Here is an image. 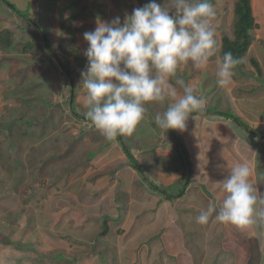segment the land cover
I'll return each instance as SVG.
<instances>
[{
  "label": "rangeland",
  "instance_id": "374dc122",
  "mask_svg": "<svg viewBox=\"0 0 264 264\" xmlns=\"http://www.w3.org/2000/svg\"><path fill=\"white\" fill-rule=\"evenodd\" d=\"M35 1L6 0L4 4V10L8 9L9 15L15 16L23 23L21 29L25 32L16 33L9 48L0 46V240L6 236L10 237L11 232V237L16 244L26 248L22 253L17 250V245H15L16 249L13 247L11 252L17 259H12L16 261V264H32V262L33 264H88L91 256L87 258L84 256L92 253L90 250L97 239V234L94 233L99 230L104 231L106 228L101 225L107 221L102 218L97 220L98 225L85 226L77 230L76 218L71 219V217L77 210L88 211L84 208L89 207V203L84 202L90 200L92 197L90 195L95 192L100 197L105 195L104 178L98 180V184L93 187L95 184L93 179L97 178L93 175L101 172L98 177H103L101 175L107 171L105 164L101 167L98 164L101 157L98 156L97 159L94 157L95 151L102 150L105 143L98 145L91 142L93 137L95 140L97 136L100 138L103 135L91 122L82 118L85 116L83 113L86 111V99H84L85 96L80 95L87 91H84L81 73L86 72L88 63L84 55L88 43L84 40L83 33L95 29L97 17L104 21H111L119 16L123 22L126 15L132 14L133 9L142 7L149 3V0H56L57 2L51 3L52 8L46 2L40 3L39 9L44 14L46 10H49L46 16L51 19L46 17L35 19L33 14ZM156 2L171 8L174 0H156ZM209 2L214 5L217 12L214 20L217 44L220 39L219 30L230 39H234L236 18L234 16V19L228 23V19L223 16L225 11L227 13L229 10L228 8L234 11L235 0H209ZM11 4L18 11L10 9L8 6ZM2 15L5 16L6 13L2 12ZM31 18L40 23L37 25ZM6 22L8 23V20ZM29 28L32 30L31 38L28 35ZM45 30L49 36V45L52 48L49 47L52 51L46 49L41 41L42 37L44 40V36L40 32ZM261 44L264 45V41ZM218 54L219 50L209 59V62L218 60ZM245 58H243L244 68H241L240 73L237 68L235 69L234 80H237L238 76L250 78L249 75L244 76L248 71ZM252 58H254L253 55L249 57V59ZM66 63L70 64L72 76L66 75L63 70L62 64ZM250 64L253 67L251 61ZM210 69L207 66L197 69L188 64V72H197L199 76L208 74ZM249 72L256 75L253 71ZM196 81V83L193 81L190 83L194 90L198 87L201 89L204 84H211L213 87L218 85L217 76L209 81L203 78H201L202 82ZM259 83L264 88V73ZM256 92L254 95H259ZM221 94L216 99V103L228 105L222 112L225 118L231 121L238 118L240 123H236V126L241 125L242 128L249 129L251 133L255 132V138L264 142L262 133L255 131L256 128L253 130L246 120L235 115L230 106L231 102L224 97L223 91ZM70 99L71 105H69ZM263 105V100L258 102L256 107L248 104L252 111H256V116L264 117ZM210 109L212 110V107ZM6 125L10 128L8 129ZM150 129L155 130V128ZM85 131L87 132L84 133ZM132 135H136V131ZM248 138L251 141V137ZM101 140L104 141V138ZM155 140L153 144H157V139ZM179 140L182 142L181 139ZM126 141L127 139L121 138V143ZM222 144L223 147L226 142ZM175 145L182 158L179 160L177 156L174 167L178 165L180 169L184 167L188 169L187 162H184L185 150L181 143L177 145L175 142ZM150 160L156 161L153 158ZM263 161L264 158L261 157V160L257 162L255 173L257 172L256 177L258 175L259 177L255 179L256 182L254 181L255 187L261 190V198H264V170L258 173V165H261ZM92 162H94L93 168L90 165ZM196 162L198 165H204L201 158H198ZM192 165V180H194L196 166ZM133 168L141 173L137 167ZM211 180L215 178L211 177ZM183 189H185L184 184L181 186V194L184 193ZM31 190L36 192L32 196L28 193ZM120 191L124 190L118 188L112 192V195L117 197ZM196 191L199 197L206 198V192L208 193L209 189L206 188L203 191L201 188L200 191ZM196 191L188 192V200L196 194ZM100 197L96 198L94 203L99 201ZM183 199L186 200L185 197ZM259 207L264 208V205ZM100 211L101 207L97 205L92 209L95 215ZM238 230L240 240L237 238L235 241H230L226 236L222 240L218 237L211 238L212 246L207 248L210 250L207 251L208 262L206 263L231 264L233 261L236 264H244V260L241 261L240 255L236 253V246L240 241L241 244L250 247L248 253L250 264H264V242L261 234V232L264 233V221L258 220L254 226L248 229L238 228ZM191 234L194 241L204 238L200 232ZM73 238L83 239L87 243L83 240L75 242ZM245 240H247L246 243ZM39 245H43L46 250ZM252 245L256 246L257 252H253ZM201 248V245L196 247V249ZM196 252L194 257L201 258L203 250ZM56 253L64 258L62 262L53 258ZM154 253L159 252L154 251ZM101 256L99 261L108 264L109 260L106 256L103 254ZM2 257L0 254V260ZM6 258L2 259V264H13L11 259L6 263ZM156 260L160 264L172 262L167 260L164 254Z\"/></svg>",
  "mask_w": 264,
  "mask_h": 264
},
{
  "label": "crops",
  "instance_id": "0c3cea01",
  "mask_svg": "<svg viewBox=\"0 0 264 264\" xmlns=\"http://www.w3.org/2000/svg\"><path fill=\"white\" fill-rule=\"evenodd\" d=\"M57 1L36 0L33 11L35 19L37 17L47 18L46 15H48V10L44 14L39 9L38 5L40 3L46 2L52 7L51 3ZM237 1L239 0H235V2ZM4 4L5 2L0 0V33L3 31L11 32L12 43L14 35L20 32L24 33L25 30L21 29L23 23L15 16L9 15L7 13L8 9L7 11L4 10ZM8 7L12 9V4ZM36 7L38 8L36 9ZM251 7L256 28L252 32L253 40L251 46L244 57H246L245 59L248 63V71L256 73L254 67L250 64V61L256 60L260 63L259 66L263 76L264 45L261 42L264 41V0H251ZM228 9H226L227 13L225 11L223 18L226 17L229 23L234 19V11L231 8ZM2 12L6 13V15H2ZM35 19H32V21L38 25ZM47 19L51 18L49 17ZM6 20H8V23ZM27 30L31 38L32 35L30 32L32 33V30L31 28ZM218 32L220 35H218L220 38L218 40V60L214 59L213 62H208L206 65L211 68L208 73L209 75L199 76L197 72L194 73L191 71L190 73L188 72V65L178 67L177 73L189 87H191L190 83L192 81L193 83H196V80L202 82L201 78L209 81V79L216 77L217 63L222 61L220 44L224 36L220 30ZM40 33L44 36V40L42 37L41 41L45 43V34L47 32L45 30ZM31 40L33 41L34 39ZM251 55L254 58L249 59ZM252 76L250 78L238 77L237 80L232 79L231 83L225 87L218 85L213 87L211 84H204L201 88V84V89L199 87L197 90L193 89L195 95L205 102L203 112H193L190 114L183 131L171 129L182 140V147L187 151L185 157L184 155L183 157L185 158L184 162H187L186 165L188 164V160L190 161L191 166L187 165L188 169L185 167L180 169L178 165L174 167L177 156H179V160L182 158L175 145L177 141L169 134L170 129L167 131L162 130L154 122L155 115L157 113H163L169 103L173 102V98L171 97H167L164 102L154 101L148 102L145 105L147 112L144 120L135 130L136 135L118 136L111 141L107 140L104 136L100 138L97 136L95 140L93 137L91 142H94V144L100 145L105 143L102 150L97 148L98 150L95 151V159L100 156L101 158L98 164L100 167L105 164L104 167H106L107 171L101 175L103 177H98L101 172L94 173L93 176L97 178L93 179L95 183L93 187L98 184V180L104 178V190L106 193L102 197L97 195L96 192L90 195V197L92 196L90 200L84 202L89 203V207L84 208L88 211H81L82 209L77 210L76 213L73 212V216L71 217V219L76 218L75 224L78 225L77 230L85 226L98 225L97 220L102 218L107 221L101 225L103 227L107 225L108 231L106 234L102 235L103 231L101 230L94 233L95 235L97 234V239L90 250L92 253L90 252L84 256L86 258L91 256L88 264H103L99 261V258L102 257L101 254L105 255L109 260L108 264H158L159 262H156V258L162 254H164L167 260L172 261L169 264H208L206 263L208 262L207 251L210 248L208 250L207 248L211 245L210 240L212 237H218L219 240H222L226 236L227 240L230 241L239 239L238 228L231 224L222 225V223L215 220V214H213V217L210 218L209 223L206 225L196 224L194 220L199 215L200 210L207 207L209 200L215 201L217 209H219L225 196L220 182L238 163L249 166L251 171L250 180L256 189L255 194L258 197V201L261 199V190L255 187L254 181L256 182L255 179L259 177V175L256 177L257 172L255 173V171L259 158L258 155H260L259 152L261 149L264 150V142L255 138V132L251 133L249 129L242 128L241 125L236 126L235 121L225 118L222 112H224L223 110L228 105L216 103V99L220 97L221 91H223L224 97L231 102L232 105L230 106L235 115L246 120L252 126V129L256 128L255 131L261 132V136L264 137V117L262 115L256 116V111H252L251 107L248 106V104H252L256 107L258 102L261 100L264 101V88L259 83L260 80L256 79L255 75ZM168 82L176 89L177 98H179L182 93L172 81L171 77L168 78ZM84 91L87 90L85 89ZM255 92L259 95H254ZM86 94L84 92L80 96H85L84 99H86ZM70 101L69 105H71ZM158 106L160 107L158 108ZM210 107H212V110ZM262 110V114H264V108ZM86 111L83 113L84 115ZM82 118L86 117L82 116ZM232 122H235V124H232ZM150 128H155V130H151ZM153 131L154 133H152ZM80 134L82 133L80 132ZM248 137H251V141H249L250 138ZM103 138L104 141L101 140ZM121 138H125L127 141L121 143ZM155 139H157V144H153L156 141ZM224 141L226 144L222 147V142ZM179 144L177 142V145ZM126 150L132 156L136 167L141 173L134 170V163L128 158ZM151 158L156 161L151 162ZM198 158L202 159L204 165L197 164L198 162L196 160ZM93 163L90 164L91 167L94 165ZM192 164L196 166V175L194 176V180L191 177L190 183L187 184L189 171L192 170L193 173ZM211 177L215 178V180L212 181ZM185 181H187V186L183 189L184 193L181 194V186ZM151 185L163 189L166 193L163 194L153 191ZM200 187L203 191L206 188L209 189V192H206V198L199 197L196 190L200 191ZM118 188L124 190L120 191L124 195L123 197L120 192L117 197L112 195V192ZM193 190L196 191V194L188 200V192ZM30 192L28 191L29 194ZM183 196L186 200L183 199ZM98 197H100L99 201L97 200L94 203ZM96 205L101 207V211L95 215L92 213V209ZM199 232L203 234L204 238L201 237L200 240L194 241L191 233L198 234ZM261 234L263 235L264 242V233L261 232ZM9 236L0 240V254L3 256L2 259L7 257L5 259L6 263L14 258L15 260L17 259L15 254L13 255L11 252L13 247L16 249L17 246L15 247V245L17 244L14 238L11 237V232ZM73 240L79 242L83 239L78 240L73 238ZM83 242L85 243L86 241L83 240ZM199 245L202 248L196 249ZM39 247L46 250L43 245H39ZM17 250L24 253L26 249L18 247ZM198 250H203V254L200 256L201 258L194 257V253H197L196 251ZM252 250L253 252H257L256 246L252 245ZM154 251L159 253H154ZM47 252L46 254H48ZM249 252L250 247L246 244H241L239 241L236 246V253L240 255L241 261L244 260V264H250ZM46 254L42 255L46 256ZM56 255L58 254L56 253ZM2 259L0 260V264H2ZM15 260L12 261L13 264H16ZM62 260L59 261L62 262ZM232 263L236 264L231 261Z\"/></svg>",
  "mask_w": 264,
  "mask_h": 264
},
{
  "label": "clouds",
  "instance_id": "9594fccd",
  "mask_svg": "<svg viewBox=\"0 0 264 264\" xmlns=\"http://www.w3.org/2000/svg\"><path fill=\"white\" fill-rule=\"evenodd\" d=\"M216 9L209 0H174L165 7L156 0L133 9L123 22L119 16L111 21L97 17L96 27L83 33L88 43L84 51L87 70L82 72L87 90L85 117L109 141L130 136L145 118L148 102L173 98L163 113L154 117L162 130L183 131L193 112H203L204 100L193 89L182 86V95L168 78H177L181 65L204 68L217 50L214 20ZM241 63L231 51L217 63V84L228 86ZM247 164H236L220 182L225 193L222 204L209 200L195 221L206 225L215 220L239 229L264 221V198L255 194Z\"/></svg>",
  "mask_w": 264,
  "mask_h": 264
},
{
  "label": "trees",
  "instance_id": "16d2710c",
  "mask_svg": "<svg viewBox=\"0 0 264 264\" xmlns=\"http://www.w3.org/2000/svg\"><path fill=\"white\" fill-rule=\"evenodd\" d=\"M4 2L6 0H3ZM13 9H15V11H18V9L12 6ZM52 8V7H51ZM49 13V10H48ZM47 13V14H48ZM234 16H235V32H234V39H230L227 35H224L222 40H221V60L223 57V54L227 51H231L233 56L237 59L241 60V63L239 65H237V70L240 73L241 68H244L243 65V58L246 55V53L248 52L251 43H252V32L255 30L256 25H255V21H254V17H253V13H252V7H251V0H239L235 3L234 6ZM40 22H38L39 24ZM11 32L9 31H3L0 33V46L4 47V48H8L11 45ZM45 46L46 49L52 51L50 49L51 45H49V36L48 34H45ZM50 46V47H49ZM52 48V47H51ZM252 65L256 71V79L261 80L262 77V71L260 69L259 63L256 60H252ZM63 70L65 71L66 75H73V72L71 71V67L69 63L66 64H62ZM252 74V73H251ZM250 74L249 71L245 72L244 76H252ZM240 77V76H238ZM71 100V99H70ZM72 110H73V104L71 106ZM85 120H87L88 122H90L87 118H84ZM235 122L236 123H240L238 118H235ZM92 124V123H91ZM6 127L9 129L10 127H8L6 125ZM89 129V128H87ZM88 131V130H87ZM87 131H85L84 133H86ZM169 134L174 137V139H176L177 142L181 143V141L179 140L180 138L174 133L173 130H169ZM182 145V144H181ZM185 150V149H184ZM127 151V150H126ZM185 152L187 153V151L185 150ZM260 157L258 158V161L261 160V157L264 158V152H262V150H260ZM127 156L128 158L132 161V163H134L132 156L130 155V153L127 151ZM95 157V154H94ZM188 165L191 166L190 161L188 160ZM135 166V163H134ZM136 167V166H135ZM191 169V167H190ZM264 170V161L262 162L261 165H258V172L261 173ZM192 175V170L189 171L188 173V182L187 184L190 183L191 181V176ZM260 182H262V179H260ZM186 183H184V188L185 185L187 186ZM151 188L153 191L155 192H159V193H166L163 189H160L159 187L155 186V185H151ZM25 191L27 192V190L25 189ZM33 190H31L30 192V196L34 195ZM106 229L103 231L102 235L106 234L108 231V227L106 225L105 227ZM19 248H23L22 246H18ZM30 247V246H29ZM33 249H35L36 247H32ZM26 249V248H24ZM261 255V254H260ZM56 261H61L62 259H64L60 254L55 255L54 259H56Z\"/></svg>",
  "mask_w": 264,
  "mask_h": 264
},
{
  "label": "water",
  "instance_id": "95a60500",
  "mask_svg": "<svg viewBox=\"0 0 264 264\" xmlns=\"http://www.w3.org/2000/svg\"><path fill=\"white\" fill-rule=\"evenodd\" d=\"M172 81L175 83V85L178 87L179 91L182 93V86L181 85H186L188 86V84L186 82H184V80L182 79V77L177 73V78L176 80Z\"/></svg>",
  "mask_w": 264,
  "mask_h": 264
}]
</instances>
